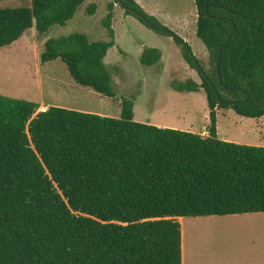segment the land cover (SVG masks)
<instances>
[{
	"label": "trees",
	"instance_id": "1",
	"mask_svg": "<svg viewBox=\"0 0 264 264\" xmlns=\"http://www.w3.org/2000/svg\"><path fill=\"white\" fill-rule=\"evenodd\" d=\"M89 0H32L0 8V51L35 27H65ZM156 34L173 38L202 83L172 81L181 94L204 91L207 137L0 95V264H183L180 218L264 213V147L218 137V111L264 117V0H195L197 37L209 62L135 0H115ZM96 7L91 5L92 15ZM114 4L109 41L83 33L46 41L41 63L61 60L77 85L115 98ZM162 52L146 47L154 67ZM118 71L117 68H115Z\"/></svg>",
	"mask_w": 264,
	"mask_h": 264
},
{
	"label": "rangeland",
	"instance_id": "2",
	"mask_svg": "<svg viewBox=\"0 0 264 264\" xmlns=\"http://www.w3.org/2000/svg\"><path fill=\"white\" fill-rule=\"evenodd\" d=\"M142 2L150 3L149 0ZM155 2L162 7L163 19H158L161 24L185 43L188 39L196 57L208 65V52L203 42L195 35L187 37L189 28L185 20L191 19L196 11L195 0ZM115 3V0H89L65 27H54L43 37L34 27L20 41L1 50L0 95L39 103V112L56 105L116 119L121 118L122 101L128 99L134 101V120L138 123L207 137L210 111L204 91L181 94L171 87L174 80L185 82L194 79L201 84L199 74L185 62L182 49L173 38L156 34L135 17L127 15L121 6L116 10L114 19L118 45L110 50L107 59L109 64H115L110 66L115 98L77 85L61 60L41 63L44 45L51 38L83 33L91 42L109 41L103 21L109 14V6ZM91 5L96 7L92 15L88 12ZM31 6L32 0H0V8ZM145 47L161 50L165 60H171L172 66H167L166 75L163 74L166 64H159L157 68L140 64ZM125 53L129 59L128 68L117 65L125 64ZM60 84L66 90L69 86L73 87L68 90L70 95L62 93ZM217 127L220 140L264 147V117L250 119L232 110H220ZM194 220L196 227L193 230L190 226ZM184 221L188 264H264V214L185 218Z\"/></svg>",
	"mask_w": 264,
	"mask_h": 264
},
{
	"label": "crops",
	"instance_id": "3",
	"mask_svg": "<svg viewBox=\"0 0 264 264\" xmlns=\"http://www.w3.org/2000/svg\"><path fill=\"white\" fill-rule=\"evenodd\" d=\"M150 1V3H148V4H143V2H142V0H136V2L142 7V9L147 13V14H149V15H151V16H154L155 18H157V19H163L162 18V11H161V6L160 5H158V3L157 2H155V0H149ZM84 6V5H83ZM82 6V7H83ZM116 8V9H115ZM195 8H196V4H195ZM119 9V5H117V4H114V10H113V13H114V18H113V29H114V19H115V12H116V10H118ZM125 13V12H124ZM125 16H127L126 14H125ZM185 23L187 24V27L189 28V31H188V36L187 37H189V38H191V37H193V35H195L196 37H197V24H198V14H197V8H196V11L194 12V14L192 15V17H191V19H186L185 20ZM115 34H116V31H115ZM198 38V37H197ZM199 39V38H198ZM118 36L116 35V46L118 45ZM200 40V39H199ZM187 43L188 44H190V41L187 39ZM115 46V47H116ZM114 48V47H113ZM112 48V49H113ZM146 48V47H145ZM150 48V47H149ZM155 49V48H154ZM161 51V50H160ZM162 52V51H161ZM109 54H110V51L108 52V55H107V57H106V59H105V63L110 67L111 65H115V64H113V63H111V64H109L108 63V56H109ZM125 58H126V60H123V62H125V64L124 65H121L120 63L119 64H117L118 66H125V67H127V65H128V62H129V59H128V55L125 53ZM165 58L166 57H164V54H163V52H162V61L160 62V65H162V64H166V67L164 68V75H166L167 74V72H168V68H167V66H172V63H171V60H165ZM141 59V58H140ZM135 62H137V64L139 65V66H141L140 64H141V62H140V64L138 63V61H135ZM169 63V64H168ZM157 66H159V64L157 65ZM157 66H156V68H157ZM155 67V66H154ZM128 68V67H127ZM172 71V70H171ZM168 74H170V73H168ZM194 80V79H193ZM74 82V81H73ZM75 84V83H74ZM62 87V93H67L68 95H70V91H68L69 89H71V88H73V87H68L67 89L68 90H66V87H64V85H62V84H60ZM75 86H77V85H75ZM56 106V105H55ZM56 107H59V106H56ZM42 109H43V107H42ZM48 109V108H47ZM44 110H46V109H44ZM75 111H78V110H75ZM101 116H104V115H102L101 114ZM161 128V127H160ZM163 128H165V127H163ZM258 214H264V213H258ZM258 214H244V216L245 215H258ZM234 216H241V215H234ZM210 217H214V216H210ZM218 217V216H217ZM225 217H227V216H225ZM199 218H204V217H199ZM181 219V228H182V249H183V264H188L187 263V243H186V233H187V231H186V228H185V226H184V219L185 218H180ZM195 221L196 220H194V222H193V224L190 226V228L192 227L193 228V230H194V228L196 227V224H195ZM199 227V226H198Z\"/></svg>",
	"mask_w": 264,
	"mask_h": 264
}]
</instances>
